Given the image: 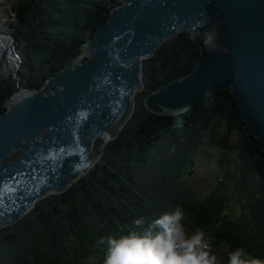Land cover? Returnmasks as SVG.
<instances>
[{
	"label": "trees",
	"instance_id": "obj_1",
	"mask_svg": "<svg viewBox=\"0 0 264 264\" xmlns=\"http://www.w3.org/2000/svg\"><path fill=\"white\" fill-rule=\"evenodd\" d=\"M122 2L13 0L11 29L24 42L22 59L31 75L12 72L1 82L0 112L18 89H39L81 54L83 43ZM199 58L198 44L180 32L142 60L143 89L131 117L87 174L0 229V264H102L105 246H96L101 237L125 234L135 218L150 222L176 206L184 210L182 223L209 236L211 252L228 257L242 247L264 259V143L241 118L232 92L203 94L177 113H154L143 103L149 93L189 74ZM202 145L220 151L221 173L198 198L185 172Z\"/></svg>",
	"mask_w": 264,
	"mask_h": 264
},
{
	"label": "water",
	"instance_id": "obj_2",
	"mask_svg": "<svg viewBox=\"0 0 264 264\" xmlns=\"http://www.w3.org/2000/svg\"><path fill=\"white\" fill-rule=\"evenodd\" d=\"M187 32L200 58L187 75L143 98L154 113L181 112L203 94L229 89L264 143V0H123L46 79L6 99L0 112V229L36 202L87 174L134 110L142 60ZM96 138L102 144L96 150ZM13 161L2 160L14 151Z\"/></svg>",
	"mask_w": 264,
	"mask_h": 264
},
{
	"label": "clouds",
	"instance_id": "obj_3",
	"mask_svg": "<svg viewBox=\"0 0 264 264\" xmlns=\"http://www.w3.org/2000/svg\"><path fill=\"white\" fill-rule=\"evenodd\" d=\"M184 215L182 207L176 206L150 222L135 218L134 227L125 234L101 237L96 246H105L102 264H217L202 230L186 235ZM227 264H264V259L238 247L228 253Z\"/></svg>",
	"mask_w": 264,
	"mask_h": 264
},
{
	"label": "rangeland",
	"instance_id": "obj_4",
	"mask_svg": "<svg viewBox=\"0 0 264 264\" xmlns=\"http://www.w3.org/2000/svg\"><path fill=\"white\" fill-rule=\"evenodd\" d=\"M12 2L13 0H0V84L1 82H4L10 71L13 70L17 72L16 67L12 69L13 65L5 51H3L4 48L12 43L13 46L17 47L20 55H24V42L20 39H17V36L12 32L11 29V23L13 19L10 15L9 5H11ZM27 65V62L23 61L22 59V62L20 63L21 69L19 68L21 72L18 71V74L20 73L26 76V78L31 75L29 71L30 67ZM11 82H13V79H11ZM22 86H24V84H22ZM17 91H19V89ZM98 139L102 140V138H96L93 145V150H96L102 144L101 142L100 144L97 143L96 145V141ZM220 156V151L217 149L202 145L195 162H193L192 165H188L187 171L185 172V180L188 186H190V188L196 192L198 198H204L210 192L211 186L215 182L216 177L221 173V167L218 162ZM205 239L207 238L205 237ZM216 254L220 256L222 261L224 258L227 259L225 253L222 251H218Z\"/></svg>",
	"mask_w": 264,
	"mask_h": 264
},
{
	"label": "flooded vegetation",
	"instance_id": "obj_5",
	"mask_svg": "<svg viewBox=\"0 0 264 264\" xmlns=\"http://www.w3.org/2000/svg\"><path fill=\"white\" fill-rule=\"evenodd\" d=\"M21 153H22V152H21L20 150L14 151L13 153H11L10 156L5 157V158L2 160V162H3V161H13V160H16V159L21 155Z\"/></svg>",
	"mask_w": 264,
	"mask_h": 264
},
{
	"label": "bare ground",
	"instance_id": "obj_6",
	"mask_svg": "<svg viewBox=\"0 0 264 264\" xmlns=\"http://www.w3.org/2000/svg\"><path fill=\"white\" fill-rule=\"evenodd\" d=\"M2 41L4 42V40L2 39ZM7 77V76H6ZM145 105V104H144ZM146 107V106H145ZM147 109V108H146Z\"/></svg>",
	"mask_w": 264,
	"mask_h": 264
}]
</instances>
